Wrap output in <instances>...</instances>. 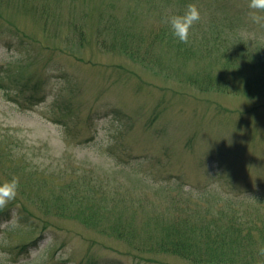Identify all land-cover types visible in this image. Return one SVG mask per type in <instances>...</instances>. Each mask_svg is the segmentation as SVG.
<instances>
[{
  "label": "rangeland",
  "instance_id": "1",
  "mask_svg": "<svg viewBox=\"0 0 264 264\" xmlns=\"http://www.w3.org/2000/svg\"><path fill=\"white\" fill-rule=\"evenodd\" d=\"M146 1L0 0V183L19 179L0 210L20 204L31 225H1L3 264H191L148 245L176 213L264 216V88L238 76L236 89L192 85L213 72L167 45L149 49L143 35L167 28L175 6ZM214 1L242 10L241 0H194L201 26ZM111 28H126L135 54L111 47ZM75 198L84 206L63 215L40 207ZM89 204L98 228L85 223ZM110 222L131 223L139 249Z\"/></svg>",
  "mask_w": 264,
  "mask_h": 264
},
{
  "label": "trees",
  "instance_id": "2",
  "mask_svg": "<svg viewBox=\"0 0 264 264\" xmlns=\"http://www.w3.org/2000/svg\"><path fill=\"white\" fill-rule=\"evenodd\" d=\"M243 1L241 0V12H230L225 4H218L216 1L209 4L208 9L211 10L216 5L214 12L209 14L212 17L211 23L208 26H203V24L201 26L200 20L197 21L192 26L191 35L187 42L174 35L169 23V26L163 30H151L152 37L144 34L143 37L150 40V45L147 41L145 43L149 45V49H155L154 43L167 45L169 46V54L174 58H180L183 62L193 61L200 64L201 68L213 72V75L209 74L206 77H191L189 82L192 85L226 87L227 89L234 87L236 89L237 84H233V81H237L238 76L241 78L240 82L243 83L244 89L247 88L250 91L253 88H264V31L259 32L255 38L245 34L249 31L245 30L248 28L247 25L257 27L260 23L256 22L255 25L257 26H255L252 17H246L247 12L245 13V10L249 7L250 0ZM193 3L194 0H169V5L175 6V9L170 11L169 17L174 14H183L188 5ZM249 11L253 10L249 8ZM256 11L264 15V11ZM205 21L206 24L209 23V20ZM262 25L264 27V22ZM112 26L117 27L119 25L117 23ZM103 31L113 36L111 41L114 40V42L111 47L116 48L118 46L119 50L131 54H135L137 51H134V45L126 33V28L118 30L111 28V32ZM142 33L143 31H141ZM213 66L216 67V70L210 69ZM199 80H201L200 84L198 83ZM42 204H40L41 208L55 207L53 212L59 215H63V211L76 205L79 208L84 206L82 200L77 198L67 201L66 204L60 202L54 206L45 205L44 202ZM262 205L264 206V202ZM85 207L88 213L85 223H90V226L95 228L102 226L99 212L94 210L93 204ZM23 210L24 207L20 204L0 210V227L11 219L21 220L30 225L28 217H23ZM182 213L183 211L176 213L167 224L159 226L160 240L149 242L148 245H156L159 251L176 255L191 264H264L263 215L243 219L233 213L230 216V213L225 210L221 213L220 218L214 219L200 214L190 216V213L186 214L187 210L184 213L186 217ZM146 225L149 226V223L146 222ZM147 226L145 227L148 229ZM43 229L32 242V245L23 247L17 253H28L33 245L45 238L50 229L45 227ZM108 230L119 239L139 249L136 246V234L131 223L110 222ZM0 264L3 263L0 262ZM92 264L122 263L115 258L104 257L96 259Z\"/></svg>",
  "mask_w": 264,
  "mask_h": 264
},
{
  "label": "clouds",
  "instance_id": "3",
  "mask_svg": "<svg viewBox=\"0 0 264 264\" xmlns=\"http://www.w3.org/2000/svg\"><path fill=\"white\" fill-rule=\"evenodd\" d=\"M249 15L252 19L260 23L264 21V15L254 10L264 11V0H250ZM201 19V12L196 4H189L188 8L183 14H174L168 18V22L171 24L173 33L180 40L187 42L191 35L192 26ZM19 189V179L13 178L11 180L0 183V206L7 204L9 200L16 198Z\"/></svg>",
  "mask_w": 264,
  "mask_h": 264
}]
</instances>
